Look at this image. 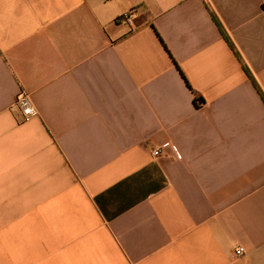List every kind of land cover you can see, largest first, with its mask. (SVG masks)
I'll list each match as a JSON object with an SVG mask.
<instances>
[{
	"label": "crops",
	"instance_id": "obj_1",
	"mask_svg": "<svg viewBox=\"0 0 264 264\" xmlns=\"http://www.w3.org/2000/svg\"><path fill=\"white\" fill-rule=\"evenodd\" d=\"M262 92L264 0H0V264H264Z\"/></svg>",
	"mask_w": 264,
	"mask_h": 264
},
{
	"label": "built area",
	"instance_id": "obj_2",
	"mask_svg": "<svg viewBox=\"0 0 264 264\" xmlns=\"http://www.w3.org/2000/svg\"><path fill=\"white\" fill-rule=\"evenodd\" d=\"M121 19L127 22L128 24H133L134 23L133 10L125 11L121 16ZM13 108L19 109L23 113L26 119L36 116L39 113L38 109L36 108L32 100L31 95L27 91H22L18 95L13 105ZM174 150L176 153H179L180 151L178 147H174ZM152 154L154 157H163L166 154L165 147L161 145L154 148ZM235 253L239 257L244 256L246 253V248L244 246H239L236 248Z\"/></svg>",
	"mask_w": 264,
	"mask_h": 264
},
{
	"label": "trees",
	"instance_id": "obj_3",
	"mask_svg": "<svg viewBox=\"0 0 264 264\" xmlns=\"http://www.w3.org/2000/svg\"><path fill=\"white\" fill-rule=\"evenodd\" d=\"M220 25V24H219ZM220 27H221V25H220ZM221 29H222V32L224 33V35H225V37H226V39L228 40V42L230 43V45L232 46V48L236 51V53H238L237 52V50H236V47H235V45L233 44V42L230 40V38L227 36V34L225 33V30L221 27ZM245 69L247 70V72H248V74L250 75L251 73H250V71L248 70V68L245 66ZM256 84V86L258 87V89L261 91V88H260V86L257 84V83H255ZM263 93V92H262ZM263 98H264V93H263Z\"/></svg>",
	"mask_w": 264,
	"mask_h": 264
}]
</instances>
